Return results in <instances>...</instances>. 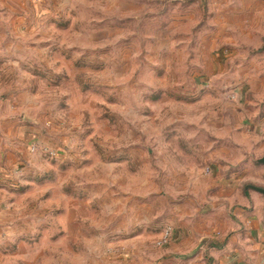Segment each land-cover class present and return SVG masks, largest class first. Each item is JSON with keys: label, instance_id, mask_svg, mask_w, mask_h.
Here are the masks:
<instances>
[{"label": "rangeland", "instance_id": "374dc122", "mask_svg": "<svg viewBox=\"0 0 264 264\" xmlns=\"http://www.w3.org/2000/svg\"><path fill=\"white\" fill-rule=\"evenodd\" d=\"M0 80V264H186L167 224L264 201V0H0Z\"/></svg>", "mask_w": 264, "mask_h": 264}, {"label": "crops", "instance_id": "0c3cea01", "mask_svg": "<svg viewBox=\"0 0 264 264\" xmlns=\"http://www.w3.org/2000/svg\"><path fill=\"white\" fill-rule=\"evenodd\" d=\"M5 85L0 80V170L15 162L16 157L20 156L17 155L20 150L16 144L18 141L15 133L17 127L11 118L12 112L6 110L2 97ZM9 124H13V127ZM18 128V132H21V127ZM6 133L7 136H5ZM16 164L18 162H15ZM0 185H2V177H0ZM223 192L227 193L225 190ZM222 195L225 194H220ZM4 196L5 194H0V203ZM235 197L240 199L243 206L250 205V199L246 195L237 194ZM213 208L208 205L206 211L212 212L215 210ZM220 210L214 213H219ZM254 210L255 215L249 216L251 210L240 207L236 212L238 218L231 219L226 215L224 224L211 213L205 212L210 218H205L206 220L202 221L200 227L190 224L187 221L188 217L185 216L188 224H182L178 236L177 234L175 236L176 242L174 241V245H171L170 251L187 258L184 261L186 264H207L206 259L211 264H258L259 260L264 258V201L258 199ZM7 215L6 210L0 204V243L6 240L1 232L6 230ZM9 217L17 219L12 214ZM20 227L22 228V224Z\"/></svg>", "mask_w": 264, "mask_h": 264}, {"label": "built area", "instance_id": "2783aa9c", "mask_svg": "<svg viewBox=\"0 0 264 264\" xmlns=\"http://www.w3.org/2000/svg\"><path fill=\"white\" fill-rule=\"evenodd\" d=\"M174 238H175V228L172 225L167 224L162 229V233L157 240V245L159 246L168 245L174 240Z\"/></svg>", "mask_w": 264, "mask_h": 264}, {"label": "water", "instance_id": "95a60500", "mask_svg": "<svg viewBox=\"0 0 264 264\" xmlns=\"http://www.w3.org/2000/svg\"><path fill=\"white\" fill-rule=\"evenodd\" d=\"M258 161H259L260 163H263V164H264V156L260 157V158L258 159ZM251 187H252L254 190H256V191H258V192H260V193H262V194L264 195V187H262V186H256V185H252Z\"/></svg>", "mask_w": 264, "mask_h": 264}]
</instances>
